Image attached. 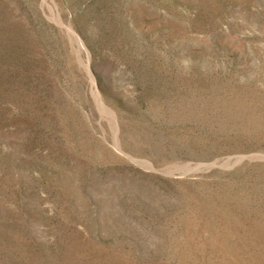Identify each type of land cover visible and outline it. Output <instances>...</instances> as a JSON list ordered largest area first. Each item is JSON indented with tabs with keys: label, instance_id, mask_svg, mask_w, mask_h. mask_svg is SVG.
<instances>
[{
	"label": "rangeland",
	"instance_id": "374dc122",
	"mask_svg": "<svg viewBox=\"0 0 264 264\" xmlns=\"http://www.w3.org/2000/svg\"><path fill=\"white\" fill-rule=\"evenodd\" d=\"M263 114L264 0H0V264H264Z\"/></svg>",
	"mask_w": 264,
	"mask_h": 264
},
{
	"label": "bare ground",
	"instance_id": "6f19581e",
	"mask_svg": "<svg viewBox=\"0 0 264 264\" xmlns=\"http://www.w3.org/2000/svg\"><path fill=\"white\" fill-rule=\"evenodd\" d=\"M225 104H226V103H225ZM235 105H236V104H235ZM240 107H241V106H240ZM227 108H228V107H227ZM252 108H253V107H252ZM236 109H237V108H236ZM244 109H245V108H244ZM246 109H247V108H246ZM246 109H245V110H246ZM221 110H222V109H221ZM232 110H233V109H232ZM232 110H231V111H232ZM237 110H238V109H237ZM245 110H244V111H245ZM250 110H251V109H250ZM250 110H249V111H250ZM256 110H257V109H256ZM234 111H236V110H234ZM236 112H237V111H236ZM246 113H247V112H246ZM248 113H249V112H248ZM235 114H236V113H235ZM240 114L242 115L241 112H240ZM250 114H251V113H250ZM255 114H256V113H255ZM233 115H234V114H233ZM237 115H238V114H237ZM243 115H244V114H243ZM256 115H257V114H256ZM263 115H264V114H263ZM247 116H248V115H247ZM242 117H243V116H242ZM234 118H235V117H234ZM254 118H256V117H254ZM260 119H261V117H260ZM262 119H263V118H262ZM251 120H252V118H251ZM251 120H250V121H251ZM250 121H249V122H250ZM258 121H260V120H258ZM253 122H254V121H253ZM251 123H252V122H251ZM254 124H255V123H254ZM240 232H241V231H240Z\"/></svg>",
	"mask_w": 264,
	"mask_h": 264
}]
</instances>
